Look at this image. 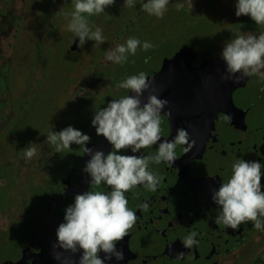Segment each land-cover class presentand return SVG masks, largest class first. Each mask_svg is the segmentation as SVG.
Instances as JSON below:
<instances>
[{"label":"flooded vegetation","instance_id":"1","mask_svg":"<svg viewBox=\"0 0 264 264\" xmlns=\"http://www.w3.org/2000/svg\"><path fill=\"white\" fill-rule=\"evenodd\" d=\"M63 1L53 0L48 16L39 18L36 43L30 42L32 47L35 45L30 53L32 58L16 52L17 31L12 27L6 31L9 41L5 53L0 55L3 60L0 61V143L4 135L11 133L20 146L14 148L11 140L6 146L4 162H0V177L6 180L0 190L8 199L6 224L2 227L0 221V230L9 232L16 226L21 229L17 251L34 243L54 264H79L82 250L73 254L70 250L53 247L57 242V229L65 222L66 208L74 204L76 195L88 191L109 192L111 188L103 182L98 186L90 184L91 176L83 171L90 156L85 154L83 146L72 144L58 153L55 145L46 142L47 135L72 126L90 137L91 142L86 147L106 155L113 146L97 135L92 125L94 113L111 100L134 96L131 90L118 85L144 72L150 87L141 97V106L150 95L168 101L161 111V140L140 152L125 149L119 154L154 156L159 143L172 141L179 128L185 129L189 143L195 141V144L187 153L184 149L188 145H178L177 159L172 166L165 162L149 163L148 170L159 178L156 191L138 185L125 193L128 208L136 214L137 220L128 235L116 244L124 258L116 260L113 256L105 260V264H248L264 245V229L257 230L252 221L242 223L237 229L217 224L215 217L220 209L213 202L212 194L230 179L232 165L241 158L262 164L261 190L264 191V78L252 75L239 82H233L234 78L222 80L227 74V65L221 59V52L226 43L240 35L264 34V25L255 24L250 16L237 17V1L219 0L215 4L212 0H195L196 4H202L196 17L210 19L213 28L200 29L184 40L178 32L162 33L165 50L157 56L156 63H152V57L147 54L141 58L143 68L137 71L130 66L126 70L123 63L108 61L106 56L111 49L126 44L127 39L136 38L145 21L151 18L146 14L140 18L146 12L142 5L147 0H139L133 11L124 12L122 22L115 20L114 26L117 22L121 25L104 43L94 41L80 47L75 33L66 38L63 45L69 53L81 52L69 70V93L62 101L53 97L50 109L35 108L32 104L49 83L50 53L59 39L52 31L56 29L55 19L63 12ZM175 2L183 4L184 8V0H169V3ZM116 7L115 12L120 17L119 12L124 9L120 4ZM207 7L211 9H203ZM220 11L225 14L221 15ZM204 12L207 14L202 15ZM17 19L23 21L24 17ZM132 22L136 26L131 30ZM2 36L0 30V42ZM97 45L100 48L94 54L90 48ZM130 55L127 54V59ZM22 64H27L28 69L22 73L20 81L23 83L16 87L15 81L13 83L17 74L15 66ZM105 67L108 72L102 74ZM31 107L35 119L32 117L27 127L32 131L29 137L17 125L22 114ZM36 116L38 127L33 129ZM228 116L230 120L226 119ZM26 147L37 148L31 160L24 158ZM22 174L23 185L18 187L17 180ZM191 233L196 234L194 239L198 243L185 248L183 241ZM179 253L184 256L177 258ZM99 256L103 259L105 254L101 251Z\"/></svg>","mask_w":264,"mask_h":264},{"label":"clouds","instance_id":"2","mask_svg":"<svg viewBox=\"0 0 264 264\" xmlns=\"http://www.w3.org/2000/svg\"><path fill=\"white\" fill-rule=\"evenodd\" d=\"M115 3V0H74V11L67 25L68 30L79 38V46L83 47L86 40L104 43L100 28L93 32L89 26L88 17L105 12V9ZM126 6L134 7V0H125ZM169 0H147L142 8L150 15L163 17ZM192 7V0H190ZM183 4L177 5V10ZM86 14V15H85ZM237 17L250 16L257 25H264V0H238L236 4ZM141 41L129 38L126 44L118 45L107 52L106 59L122 64L127 60V54L135 55ZM147 51L153 47L145 41L142 45ZM221 59L226 63V75L222 80L239 82L244 77L259 75L264 78V34L240 35L226 43L221 52ZM241 73L240 76H235ZM148 76L141 72L121 82L118 87L131 90L134 96L126 95L120 99L111 100L106 107L95 111L92 125L98 136H103L113 146L106 155L103 151H93L86 147L90 137L72 126L60 132H50L46 142L56 146V152L68 149L72 144L83 146L85 154L90 156L83 171L91 176L90 184L100 185L102 182L111 188L109 192H91L75 196L74 204L65 211L64 223L57 229V242L53 245L75 254L82 250L79 264H105V260H122L123 252L116 249L121 241L136 223V214L128 208L125 193L138 185H143L150 191H156L159 178L148 170L149 163L161 162L172 166L177 159L176 147L188 145L187 153L195 141L189 143V134L183 129H177V135L172 141L159 143L154 156L119 154L121 150L131 149L133 153L143 148H151L161 140V111L168 101L150 95L147 103L141 97L150 87ZM169 115L168 113H165ZM231 119V117H226ZM37 154L36 147H26L24 158L31 160ZM261 168L259 161L239 159L232 165V175L226 183H221L218 190H213L212 200L220 209L215 217L217 224L237 229L242 223L254 222L257 230L264 229V191L261 190ZM147 207V204L143 205ZM191 233L183 241L185 248H191L198 241ZM105 254L101 259L100 252ZM179 253L177 258H182ZM58 258V257H57Z\"/></svg>","mask_w":264,"mask_h":264},{"label":"rangeland","instance_id":"3","mask_svg":"<svg viewBox=\"0 0 264 264\" xmlns=\"http://www.w3.org/2000/svg\"><path fill=\"white\" fill-rule=\"evenodd\" d=\"M53 0H0V30L3 32L2 40L0 42V55H3L7 49V42L9 41V35L6 34V31L8 32L10 28H14V32L17 31V40L18 45L16 46V52L18 53H26L27 57L32 58L30 56L31 50L34 49L30 45V42L34 40V43H36L35 34L37 33L36 30V24L39 20V18H45L48 16L49 8L52 5ZM120 1V2H119ZM139 0H134L135 6L134 7H128L126 6L125 0H115V3L105 9V12L93 15L88 17L89 26L91 28V31H95L96 28H100L102 31V35L104 37V40L108 35H111L112 32H117L116 27H120V22H117L115 24V20H120L121 22L123 20V16L125 15L124 12H131L134 10V8L137 6ZM222 1V0H221ZM225 3L234 1L238 2V0H223ZM212 3L218 4L219 0H212ZM122 6L121 12H119L121 15L120 17L117 16L115 9L117 8L119 4ZM118 4V5H117ZM181 4L179 2L175 3H169L167 5V10L164 13L163 17L158 18L154 15H150L147 12L140 15V18L142 19L143 16L146 14V16L151 17L150 19H147L145 21V25L140 28L139 35L136 36V39L141 41V46L137 48L135 55H130L129 59H127L123 65L126 70H128V67H132L135 70L139 71L141 68L144 67L141 58L143 55H150L152 58V63H156L157 56H159L164 50L165 46L161 41L162 33L165 32H178L183 37L182 40H184L185 37H189L193 32L199 31L200 29L203 30V28H213L214 24L210 19H204L200 20L198 17L197 12L199 9L202 8V4H196L195 0H192V7L190 4V0H184V8H181L180 10H177V5ZM210 4V3H209ZM63 7L62 13H59L57 18L55 19L56 29H53L52 32H54V37H58L59 39L56 41L54 49L51 50L50 55L51 62L49 63V66L51 67L48 69V80L49 83L46 84L41 91V94L38 96V100H35L33 107L39 108V107H45L47 109H50L53 107L52 104V98H58L60 101H62L65 97H67L71 82L69 78V70L72 68L73 63L78 61V59L81 56V52L77 51L75 53H69L68 49L65 48L63 43L65 42L66 38L72 37L73 32L68 30L67 25L69 24L71 20V13L74 11V0H64L62 3ZM211 5V4H210ZM22 6H25L22 7ZM113 8V10H111ZM140 9V8H139ZM206 11H209L211 8H203ZM216 10H221V8H213ZM50 13V12H49ZM207 14L206 12L202 13V15ZM221 15H224L225 13L220 11ZM86 15V14H85ZM213 15V14H210ZM24 17V20L17 19L18 17ZM153 16V17H152ZM194 18V19H193ZM20 24H15V22ZM136 21V20H135ZM190 22V23H188ZM127 24V21L125 22ZM143 23V22H142ZM120 24V25H119ZM125 25V24H123ZM16 26H19L18 28ZM131 30L132 27L136 26L135 22H132L129 24ZM232 31L231 29H229ZM237 29L233 28V31H236ZM264 31V27H263ZM186 34V35H185ZM7 35V36H6ZM68 38V39H69ZM28 40L29 43L26 41ZM147 41L150 42L153 47L147 51L143 50V43ZM94 42L93 40H86L85 43H91ZM91 47V46H90ZM100 46H93L90 48V51L92 53H97L99 51ZM44 50V49H43ZM15 52V53H16ZM14 56V55H13ZM3 62V60H0ZM15 69L17 70V74L13 78V83L15 81V86L19 87L17 84H19L23 77L22 73H25L27 68V64H22L21 66L16 65ZM102 74H105L108 72V68L105 67V69L101 70ZM67 76V77H66ZM23 83V82H21ZM2 84V83H0ZM2 88L0 87V91ZM86 108L84 107V111ZM37 111V109H36ZM37 115V114H36ZM35 119V115L33 114V108L27 109V111L22 114L21 120L18 123V128L22 130L25 136H32V131L29 130L28 124L29 121H33V118ZM37 117V116H36ZM38 117L34 121L33 129H37ZM12 132V131H11ZM31 134V135H30ZM12 134L10 135H4V141L0 143V162H4V155L7 154L6 146L11 143L14 148L19 147L20 144H16L14 138H12ZM28 137V138H29ZM21 142V141H20ZM22 143V142H21ZM2 164L0 163V166ZM18 187H21L23 185V174L18 177L17 180ZM6 183L5 178L0 177V187L4 186ZM8 199H6V195L4 193H1L0 190V221L2 227L6 224L7 214H6V207L8 206ZM21 235V229L19 227H15L13 230L6 232L3 230H0V264L1 261L5 257L11 256L18 246L20 245L19 236ZM248 264H264V245L259 249V253L253 257L252 261H250Z\"/></svg>","mask_w":264,"mask_h":264},{"label":"water","instance_id":"4","mask_svg":"<svg viewBox=\"0 0 264 264\" xmlns=\"http://www.w3.org/2000/svg\"><path fill=\"white\" fill-rule=\"evenodd\" d=\"M78 38V37H77ZM1 264H54L48 261L42 250L31 243L29 246L22 248L11 256L7 257Z\"/></svg>","mask_w":264,"mask_h":264}]
</instances>
